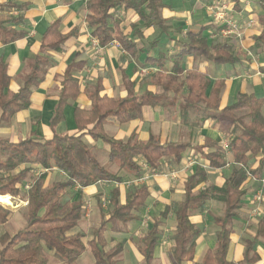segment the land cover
<instances>
[{
    "label": "trees",
    "instance_id": "16d2710c",
    "mask_svg": "<svg viewBox=\"0 0 264 264\" xmlns=\"http://www.w3.org/2000/svg\"><path fill=\"white\" fill-rule=\"evenodd\" d=\"M70 2L71 0H66ZM235 8L240 7V0H233ZM259 6L258 20L262 27L255 36V46L264 52V0H255ZM87 24L91 35L101 46L117 40L124 50L135 55L140 33L144 29L158 27L160 36L174 31L163 16L166 7L164 0H86ZM129 14L137 16L130 23L132 33L126 32L125 20ZM124 22V23H123ZM0 23V41L9 44L25 36L24 31ZM213 24L199 31L188 30L187 41L176 39L181 44L179 53L172 57L176 61L173 67H166L165 60L153 61L157 67L152 73V83L160 86L162 92L145 91L139 94L134 82L125 79L127 94L124 97H110L102 94L103 86L98 81L89 93L90 107L75 109L77 131L70 134L54 133L49 138L25 137L10 141L0 137V195L10 194L22 197L28 204L22 207L26 225L14 233L5 232L0 236V264H48L49 253L58 255L64 262L73 263L85 251L90 250L95 264H116L123 251V245L116 243L108 248L105 232L111 228L115 232L122 230L132 218V211L145 206L150 196V189L145 184L130 188L125 200H121V188L116 186L110 192L108 211L109 218L103 219L94 227L92 236L80 228L86 202L83 198L73 200L68 192L75 186L88 187L101 181L123 182L118 173L103 165L93 146H89L83 137L90 134L101 138L109 144V160L120 169L141 177L146 163L151 170L161 172L162 161L168 159L171 165L181 166L187 159L186 153L190 144L182 142L162 143L152 136L147 141L134 138L124 141L105 133L103 124L107 119L119 123L138 119L146 105L172 106L180 98L184 87L188 92L181 103L183 116L195 111L203 119L225 120L226 138L231 151L233 166L223 186L212 185L209 188L195 191L196 187L208 179V173L199 167L185 183L184 197L181 201L165 207L161 216L166 218L173 213L176 218V232L173 236L175 245L173 255L180 264L183 260L193 261L197 239L201 234L191 218L193 209L204 208L207 201L216 198L224 203V212L215 218L216 245L204 255L203 261L196 264H235L228 260V251L234 232V220L239 217L247 194L246 184L254 177L257 181L264 178V98L253 95H241L232 105L220 109V94L223 81L217 80L209 95L207 90L210 81L201 72L183 69L178 65L185 52L195 56H206L215 63H228L236 60L230 52V46L220 40H210L209 32ZM76 28L64 33L60 30V21H55L42 36L41 46L44 51H62L65 43L77 36ZM159 36V37H160ZM159 37L152 41L159 44ZM163 45V44H161ZM48 60L42 54H35L27 59L28 70L22 77L18 91L10 90L12 76L9 65L0 61V125L16 113L29 108L33 89L44 80ZM84 66L83 61L73 59L61 77V88L58 103L52 120L53 125L63 120L64 108L70 99L80 94V81L76 72ZM174 95H170L169 92ZM213 168L226 165L224 145L216 146L212 152L205 153L202 147H196ZM259 158L258 166L254 167ZM31 164L44 168L56 167L66 174L65 180L49 182L48 173H33ZM165 164V163H164ZM24 165V167H21ZM29 179H32L29 181ZM30 183L28 189L25 186ZM139 186V185H135ZM97 204L103 211L100 196ZM14 210L0 203V223H6L13 217ZM162 222V221H161ZM159 223L142 237L138 246L144 260L149 264L154 258L155 247L162 231ZM264 241V218L256 223L253 239L245 241L243 264H264L256 249L258 240Z\"/></svg>",
    "mask_w": 264,
    "mask_h": 264
},
{
    "label": "crops",
    "instance_id": "0c3cea01",
    "mask_svg": "<svg viewBox=\"0 0 264 264\" xmlns=\"http://www.w3.org/2000/svg\"><path fill=\"white\" fill-rule=\"evenodd\" d=\"M168 1L170 4H167ZM192 1L194 0L164 1L166 7L163 9V16L167 19L174 31L160 36L161 30L158 27L144 29L142 35L140 33V37L136 36L138 50L135 55H132L130 52L124 50L121 44H118L119 42L117 40L105 46H101L100 44L97 46L94 44V37L91 35L86 20V0H71L70 2L66 0H0V23L6 22L8 23V27L26 33L24 37L9 44H4L0 41V61L3 60L9 65L12 76L10 90L15 92L20 88L22 77L28 70L27 59L30 56L42 54L48 60L44 80L33 89L29 108L16 113L8 121L3 122L0 125V137L10 141H18L19 139L30 136L49 138L55 132L59 134L76 132L75 109L76 107H90L89 93L98 81H101L103 86L102 94L115 98L124 97L127 94L125 87L126 78L134 82L135 90L139 94L145 91L161 93L162 88L151 81L150 76L157 69V67L152 66V60L159 61L162 55L165 60V66L169 68L173 67L176 61L172 56L179 53L181 44L170 40V37L176 39L184 38L187 41L188 30L199 31L213 22L207 6L200 5L198 7H192ZM251 2L252 5L250 7H246L240 3V7L235 8V12L233 13L235 18L240 19L245 24L243 39L240 41L234 39L220 40L230 46L231 55L236 58L234 62L215 63L206 56H195L189 52L183 53L178 62L184 74L188 70H195L205 75L210 81L207 95L210 94L217 80L223 81L220 94V109L234 104L244 94L264 98V52L255 46L254 38L261 32L262 27L258 20L259 6L255 0H251ZM178 3H181L180 10L176 7ZM191 7L192 10L189 11ZM186 16H188L187 19H185ZM250 17L255 19V24L246 26V22ZM58 20L60 21L61 31L66 33L76 28L77 36L70 38L65 43L62 51H44L41 46L42 36L48 26ZM136 20L137 16L133 14L127 16V19L124 21L126 32L132 33L130 23ZM157 37H159V44L153 46L154 43L152 41ZM249 51L254 54V57L248 54ZM73 59L84 62V66L76 72V76L80 81L81 91L76 99H70L65 106V117L63 120L53 125L52 120L58 103L61 77L67 65ZM215 65L221 66L219 72H215ZM187 92L188 88L184 87L180 93V98L172 106H144L143 114L138 119L125 123H119L114 119H107L112 126V134L106 132L104 128L105 122L103 124L105 133L124 141L132 138L139 141H147L154 136L158 137L162 143L182 142L191 145L187 150V159L184 161V164L181 166L171 165L168 163V159H164L162 164L164 165L163 162L165 161L169 168L163 169L146 182V185L150 189V196L145 201L144 211L150 214L154 211L156 212V209L159 210L158 217L152 223L149 219H146L147 223L145 224L148 227L150 224L152 225L147 230L142 228L141 230L133 231V227L138 228L141 225V221L139 222L141 209L138 208L132 211L133 218L127 224L121 225V231L115 232L109 228L105 232L109 243L108 248L116 243L123 245V251L118 257L116 264L119 261L120 264H148L140 253L138 246L142 237L153 228L155 223L160 224L159 227L162 235L155 247L154 258L149 264H158L159 257L165 259V257H171V254L174 257L173 249L175 240L173 236L176 232L177 223L173 213H170L166 218L161 216L165 207L173 205L183 199L185 183L189 176L194 174L199 167L207 171L208 179L206 182L197 186L195 191L209 188L212 185L223 186L231 173L233 158L229 148L225 149L227 163L221 168H213L209 161L196 148L202 147L203 152L209 153L214 151L216 146L222 145L224 138L228 134L225 131V124H229V122L217 119L203 120L195 111H190L189 115L183 116L180 106L184 102V97ZM169 94L174 95L171 91ZM1 114L2 111L0 109V116ZM86 135L91 136L90 134H85L84 136ZM191 158L194 161L191 164H187ZM258 164L259 158L256 159L254 167L258 166ZM172 170L179 171L175 178L169 175V172ZM118 175L123 178V182L135 177L124 169H121ZM213 175L217 176L214 180L211 178ZM259 185L264 184L257 180L248 181L245 186L247 194L244 198V206L240 210L239 217L234 220V232L231 236L232 241L228 251V260L233 261L235 264H239L235 260L237 257L233 258L234 244H236V221L240 218L241 212L248 209V198L255 187L257 188ZM140 186H128L122 183L118 186L121 188V200H125L130 188ZM115 187L116 185L109 181H101L88 187L75 186L80 196L74 200L83 198L86 203L90 201L91 210L93 211V199L96 200L97 196H100V199L105 196L109 200L110 192ZM214 204L223 207L221 214H212L211 209ZM102 208L103 211L99 208V218L94 217V213L87 216L86 209H84L83 218L85 221L82 225L80 224V228L86 232V240L92 236L93 228L100 225L103 214L105 215V219L109 218L108 211L110 205L107 208L102 206ZM224 208L225 206L222 201L213 198L207 201L204 208H197L191 211L192 221L201 228V234L197 239L194 260L189 261L185 259L180 264H185V262L186 264L201 263L206 252L215 247V231L217 230L215 218L223 214ZM203 212L213 216L216 229L211 232L213 236L211 245L206 248L205 252L199 254V248L203 249L201 240L204 237V230L202 225H198L200 222L195 221L194 216L199 221H202L203 218L200 214ZM15 215L14 211L13 217ZM91 216L93 218L88 222ZM172 221L175 225H173L172 239L170 241L167 232H170L169 227ZM10 222H12V219L7 223ZM257 222L258 220L253 222L252 225L256 227ZM255 227L253 228L254 231L250 239H253ZM4 233L0 230V236ZM125 236L127 238L129 237L128 241L124 239ZM133 238L139 239V243H136L137 240L132 242ZM244 250L239 251L240 255L238 259L242 257L241 259L243 260ZM257 251L261 255L262 261H264V254L261 249H257ZM241 259L239 262L242 261ZM174 262V264H177L176 260Z\"/></svg>",
    "mask_w": 264,
    "mask_h": 264
},
{
    "label": "rangeland",
    "instance_id": "374dc122",
    "mask_svg": "<svg viewBox=\"0 0 264 264\" xmlns=\"http://www.w3.org/2000/svg\"><path fill=\"white\" fill-rule=\"evenodd\" d=\"M164 1H167V0H164ZM213 1H218V0H194L191 2V6L192 7H198L200 5H204V6H208L209 4H211ZM167 4H170V2L168 1ZM180 6V7H179ZM176 7L178 8V10L181 9V3H178L176 4ZM192 7L190 8L189 11L192 10ZM188 16L185 17V19H187ZM204 58V57H202ZM216 68H214L215 72H219L221 70V66L220 65H215ZM149 77V76H148ZM147 77V78H148ZM148 81V79H146ZM145 80V82H146ZM145 86V85H143ZM109 120H106L105 121V124H104V128L106 130V132L108 134H112V126L109 124ZM106 126V127H105ZM83 140L89 145V146H93L94 148V152L96 153L99 161L105 165L108 169L114 171V172H119L121 169L118 167V165H116L115 163L111 162L109 160V156H108V152H109V144L107 142H105L104 140H102L101 138H93L89 135H86L83 137ZM223 145H224V148L227 149L229 148V146L226 148V143L228 145V141H227V138L225 137L224 140H223ZM165 163V161L163 162ZM21 167H24V165H21ZM31 167L33 169V173H35L36 175L38 173H40V171H44V172H47L49 175H48V179H49V182L50 181H53V180H65L67 177H66V174L65 172H61L58 168L56 167H51V168H44L40 165H37V164H31ZM169 166L167 165V163H165L163 165V169H168ZM154 177V176H153ZM217 176L216 175H213L211 176V178H216ZM152 177H149L148 180H150ZM32 179H29V181H31ZM124 183V182H122ZM122 183H120L118 186H120ZM125 184V183H124ZM127 185V184H125ZM26 189V188H24ZM259 189H262V192H263V197H264V185H259L257 188L255 187L254 191L250 194L249 198H248V201H249V207L248 209H246L245 211H242L241 212V216L240 218L236 221V235H235V239H236V244H234V250H233V258L237 257V259L235 258L236 262L241 264L240 259L242 258H239V251L241 250H244L245 249V240L247 239H250L252 238V234H253V228L255 227L253 224V222L261 219V218H264V200L262 203H260L259 205H256L255 203H253L251 200H252V197H253V194L259 190ZM79 194V191L78 189H76L75 187L72 188L71 190H69L68 192V197L72 198L73 200L76 198V197H79L80 195ZM81 194V193H80ZM10 195V194H9ZM11 198H12V204L9 205V204H4L6 206H9L11 207L14 211H15V217L12 218V222L10 223H0V230H2L3 232H9V233H14L16 232L17 230L23 228L26 224V219L25 217L23 216V213H22V207L25 206L24 202L26 201L25 199H23L22 197H13L12 195H10ZM93 199V198H92ZM101 203H102V206L104 208H107L109 206V201L108 199L103 196L101 198ZM88 202V201H87ZM90 202V201H89ZM97 202V199L94 200L93 199V211L90 209V212L89 214L91 215V213L93 214L94 213V217L96 218H99L100 217V209L99 207L97 206L96 204ZM91 203V202H90ZM3 204V203H2ZM258 206L259 208V213H255L254 212V209ZM95 207V208H94ZM144 208L145 207H140V220L139 222L141 221V225L140 223H138L140 226L138 228H134L133 227V231L135 232V230H141L142 228L147 230L152 224L149 225H146L144 224L147 223V220L146 219H149L151 221V223L158 217V214H159V210L156 209V212H152L150 214H147L145 213L144 211ZM222 206L220 205H217V204H214L211 211H212V214H221L222 212ZM210 211V212H211ZM89 215V216H90ZM201 217L203 218L202 221H199V219L195 218L194 216V219L195 221L197 222H200L198 223V225H202L203 226V230H204V237L202 238L201 242L203 244V249H200L199 248V254H201L202 252H205L206 248H208L210 245H211V242H212V234L211 232L213 230L216 229V225L214 223V218L212 215H209L208 213H202L200 214ZM92 216L90 217V219L88 220V222L90 220H92ZM143 218V219H142ZM85 219L83 218L82 221L80 222V224L82 225L84 223ZM146 225V226H145ZM173 225H175V223H173L172 221V224H170V232H167V235H169V239L171 241V236H172V233H173ZM145 226V227H144ZM133 236H135L133 234ZM126 237V236H125ZM124 239L126 241H128L129 237L125 238ZM135 238H133L132 242H134ZM137 244L139 243V239L137 240L136 242ZM256 248L257 249H261L262 253L264 254V241L263 240H258L257 241V244H256ZM242 260V259H241ZM174 257H172V254H171V257H165V259L163 258H160L158 259V264H174ZM48 264H94V261H93V256H92V253L90 251H87L85 252L78 260H76L75 262L73 263H67V262H64L58 255H55L54 253H49V263ZM118 264H120V261L118 262ZM186 264V262H185Z\"/></svg>",
    "mask_w": 264,
    "mask_h": 264
},
{
    "label": "built area",
    "instance_id": "2783aa9c",
    "mask_svg": "<svg viewBox=\"0 0 264 264\" xmlns=\"http://www.w3.org/2000/svg\"><path fill=\"white\" fill-rule=\"evenodd\" d=\"M240 3L244 4L246 7H250L252 5L251 0H240ZM207 10L210 13L214 25L213 28L210 30L209 35L210 39L214 40H236L240 41L243 39L244 36V23L241 22L240 19L235 18L233 16V13L235 12V3L233 0H218L213 1L211 4L207 6ZM255 24V19L253 17L248 18V21L246 22V26H252ZM94 44L99 46V42L97 39L94 38L93 40ZM120 45V43H118ZM248 54L251 57H254V54L249 51ZM228 147L226 143V148ZM194 161V159H189L187 164H191ZM143 167L145 169L144 174L141 177H134L133 179H129L125 181L124 183L128 186L131 185H142L147 182V179L149 177L155 176L158 171H153L151 168L146 164L143 163ZM63 172V171H61ZM177 170H172L169 172V175L173 178H175L178 175ZM64 173V172H63ZM252 180H256L254 177ZM112 182L114 185L118 186L120 183L117 181H109ZM261 183L264 184V178L261 180ZM30 187V183H28L25 188L28 189ZM264 200L262 189L257 190L252 197V202L256 205H259ZM25 205L28 204V201L24 202ZM86 215H89L90 209H91V203L88 201L86 203ZM258 206L254 209L255 213H259ZM145 224V222H144Z\"/></svg>",
    "mask_w": 264,
    "mask_h": 264
},
{
    "label": "bare ground",
    "instance_id": "6f19581e",
    "mask_svg": "<svg viewBox=\"0 0 264 264\" xmlns=\"http://www.w3.org/2000/svg\"><path fill=\"white\" fill-rule=\"evenodd\" d=\"M0 203L12 204V198L10 195H0Z\"/></svg>",
    "mask_w": 264,
    "mask_h": 264
}]
</instances>
